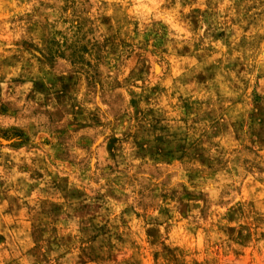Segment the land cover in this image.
Wrapping results in <instances>:
<instances>
[{"label": "rangeland", "instance_id": "rangeland-1", "mask_svg": "<svg viewBox=\"0 0 264 264\" xmlns=\"http://www.w3.org/2000/svg\"><path fill=\"white\" fill-rule=\"evenodd\" d=\"M0 264H264V0H0Z\"/></svg>", "mask_w": 264, "mask_h": 264}, {"label": "clouds", "instance_id": "clouds-1", "mask_svg": "<svg viewBox=\"0 0 264 264\" xmlns=\"http://www.w3.org/2000/svg\"><path fill=\"white\" fill-rule=\"evenodd\" d=\"M142 7H144L146 10L149 9V5H141ZM152 8H159L160 5L159 4H152L151 5ZM165 15H167L169 17V21L171 22L175 16H176V13L175 12H165L164 13Z\"/></svg>", "mask_w": 264, "mask_h": 264}]
</instances>
